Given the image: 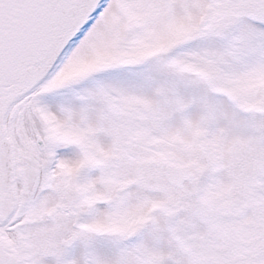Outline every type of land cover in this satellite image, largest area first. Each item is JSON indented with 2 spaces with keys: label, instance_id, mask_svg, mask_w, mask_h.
Wrapping results in <instances>:
<instances>
[{
  "label": "snow or ice",
  "instance_id": "obj_1",
  "mask_svg": "<svg viewBox=\"0 0 264 264\" xmlns=\"http://www.w3.org/2000/svg\"><path fill=\"white\" fill-rule=\"evenodd\" d=\"M0 264H264V0H0Z\"/></svg>",
  "mask_w": 264,
  "mask_h": 264
}]
</instances>
